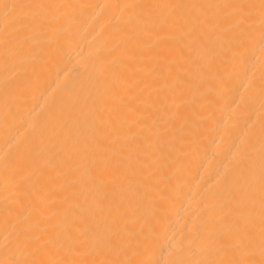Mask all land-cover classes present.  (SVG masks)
Returning <instances> with one entry per match:
<instances>
[{
    "label": "bare ground",
    "instance_id": "6f19581e",
    "mask_svg": "<svg viewBox=\"0 0 264 264\" xmlns=\"http://www.w3.org/2000/svg\"><path fill=\"white\" fill-rule=\"evenodd\" d=\"M0 264H264V0H0Z\"/></svg>",
    "mask_w": 264,
    "mask_h": 264
}]
</instances>
